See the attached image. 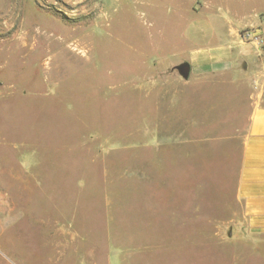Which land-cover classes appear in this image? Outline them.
<instances>
[{
  "label": "rangeland",
  "instance_id": "rangeland-1",
  "mask_svg": "<svg viewBox=\"0 0 264 264\" xmlns=\"http://www.w3.org/2000/svg\"><path fill=\"white\" fill-rule=\"evenodd\" d=\"M259 95L264 0H0V264H262L235 194Z\"/></svg>",
  "mask_w": 264,
  "mask_h": 264
},
{
  "label": "crops",
  "instance_id": "crops-1",
  "mask_svg": "<svg viewBox=\"0 0 264 264\" xmlns=\"http://www.w3.org/2000/svg\"><path fill=\"white\" fill-rule=\"evenodd\" d=\"M212 37L219 38L215 49H199L193 52L194 58L200 65L208 66L211 61L218 60L217 57L228 51L227 40H223L221 35L218 36L215 33ZM227 37L231 38L229 32ZM235 194L242 203L243 226L253 238L264 264V95L254 99L248 129L243 139ZM189 241L183 242L182 245L177 244L175 248L168 251L178 254L185 252L188 247L195 253L196 247H200L201 240ZM158 247L155 249L158 250Z\"/></svg>",
  "mask_w": 264,
  "mask_h": 264
},
{
  "label": "water",
  "instance_id": "water-1",
  "mask_svg": "<svg viewBox=\"0 0 264 264\" xmlns=\"http://www.w3.org/2000/svg\"><path fill=\"white\" fill-rule=\"evenodd\" d=\"M176 69L179 71L180 75L184 79H189L191 75V65L189 63H184L176 67Z\"/></svg>",
  "mask_w": 264,
  "mask_h": 264
}]
</instances>
